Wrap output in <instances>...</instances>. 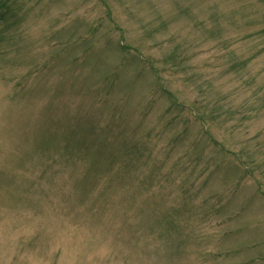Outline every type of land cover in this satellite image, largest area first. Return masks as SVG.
<instances>
[{"label":"rangeland","instance_id":"obj_1","mask_svg":"<svg viewBox=\"0 0 264 264\" xmlns=\"http://www.w3.org/2000/svg\"><path fill=\"white\" fill-rule=\"evenodd\" d=\"M0 264H264V0H0Z\"/></svg>","mask_w":264,"mask_h":264}]
</instances>
